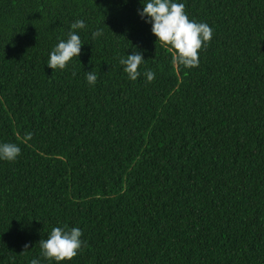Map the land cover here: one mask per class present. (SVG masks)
Returning <instances> with one entry per match:
<instances>
[{
	"label": "trees",
	"instance_id": "16d2710c",
	"mask_svg": "<svg viewBox=\"0 0 264 264\" xmlns=\"http://www.w3.org/2000/svg\"><path fill=\"white\" fill-rule=\"evenodd\" d=\"M146 2L0 0V144L21 149L0 160V264H57L54 227L83 233L60 264H264V0H172L213 30L196 68L173 65ZM77 20L81 55L53 71Z\"/></svg>",
	"mask_w": 264,
	"mask_h": 264
},
{
	"label": "clouds",
	"instance_id": "9594fccd",
	"mask_svg": "<svg viewBox=\"0 0 264 264\" xmlns=\"http://www.w3.org/2000/svg\"><path fill=\"white\" fill-rule=\"evenodd\" d=\"M141 19L151 24V31L157 41L167 47L173 53L172 63L185 68H196L199 66V52L205 47L213 37L212 28L206 23H197L190 20L185 12L183 3H174L172 0H148L143 4V11L138 12ZM147 18V19H145ZM86 27L83 20H77L71 25L72 31L68 34V39L60 40L51 51L47 66L53 71L64 70L73 58L81 55L83 46L77 30ZM102 30L93 33V39L102 35ZM120 64L124 66V72L131 81H136L141 75L138 70L145 62L139 52H133L126 58L120 59ZM147 82L151 83L155 79V73L148 70L144 73ZM86 80L89 85H95L97 76L93 71L86 73ZM32 139V133H27L23 137V142L27 143ZM21 149L15 143L0 144V160L14 162L20 156ZM83 233L79 227L65 231L64 228L54 227L47 239H41L39 244L42 255L48 260L60 264V262L71 261L82 249ZM29 248L28 244L24 249ZM31 264H39L37 259H33Z\"/></svg>",
	"mask_w": 264,
	"mask_h": 264
}]
</instances>
